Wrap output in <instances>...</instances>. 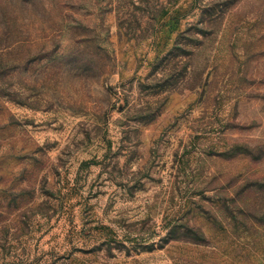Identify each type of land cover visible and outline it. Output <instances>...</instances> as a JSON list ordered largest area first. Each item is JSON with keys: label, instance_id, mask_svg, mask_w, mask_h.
Segmentation results:
<instances>
[{"label": "rangeland", "instance_id": "obj_1", "mask_svg": "<svg viewBox=\"0 0 264 264\" xmlns=\"http://www.w3.org/2000/svg\"><path fill=\"white\" fill-rule=\"evenodd\" d=\"M0 264H264V0H0Z\"/></svg>", "mask_w": 264, "mask_h": 264}]
</instances>
